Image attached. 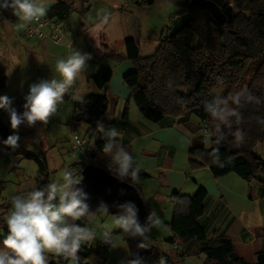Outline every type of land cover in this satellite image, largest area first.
Returning <instances> with one entry per match:
<instances>
[{
	"label": "trees",
	"instance_id": "1",
	"mask_svg": "<svg viewBox=\"0 0 264 264\" xmlns=\"http://www.w3.org/2000/svg\"><path fill=\"white\" fill-rule=\"evenodd\" d=\"M220 10L223 20L217 21L210 11L190 6L189 1L182 5V11L171 17L168 25L161 31L158 44L153 53L142 56L138 41L130 36L126 25L125 52L119 53L105 46L104 57L117 63L130 61L134 68L123 77L124 84L130 92V98L141 115L160 126H171L175 123L189 126L192 116L198 118L200 143L190 148L189 163L192 168L208 167L214 177L233 173L250 183H260V196L264 197V160L256 154L255 147L264 143V0H207ZM2 2V0H0ZM85 3V4H83ZM139 3L151 5L153 0H139ZM82 13L90 9L87 0L82 1ZM0 23L11 21L15 16L11 9H0ZM74 10V4L62 0L50 6L46 18L57 23L66 24ZM68 26V25H67ZM69 28V27H68ZM26 29L24 30L25 37ZM113 71L110 67H99L90 78L97 91H103L111 80ZM9 80L0 69V89H6ZM242 89L260 98L261 103H247L239 109L243 121L239 127L245 133L244 142L237 145L232 135L219 145L213 143L212 133L218 121L214 120L204 109L203 101L214 96L227 97ZM220 90L217 95L215 91ZM11 107L18 113L25 111V98L19 95L9 96ZM85 103L74 104L75 113H82L86 118L89 131L95 133V127L101 116L110 107V100L103 94L92 93L84 98ZM234 106V105H233ZM235 107V106H234ZM8 112L0 109V138L5 140L13 132L3 123ZM127 113V112H126ZM94 122V125L92 123ZM81 123V122H80ZM73 125L78 123L72 122ZM237 125H233V131ZM227 132V130H225ZM98 134L97 146L101 151L105 140ZM209 139L210 148L205 149L203 140ZM219 148L222 166L213 162L212 153ZM7 148L11 149L7 146ZM208 151V154H206ZM27 158L35 155L27 154ZM107 172L119 181L136 187L143 199L149 215V205L144 199L139 183L149 178L140 170L138 182L119 179L113 167ZM49 183L46 173H39L36 188H43ZM207 191L200 186L193 195L173 192L170 194L174 210L171 221L166 225L171 238L164 243L173 250V256L162 255L156 246L147 249L137 247L141 238H132L114 227L109 235L110 243L105 240L97 244L93 250L89 246H81L77 255L78 264H106L112 237L120 236L121 248L126 251V259L134 255L143 258L144 264H157L161 256H165L167 264H177L175 259L186 257H204L203 264H264L248 263L239 257L232 240L224 236L209 239L199 219L204 212V200ZM103 209H97L99 214ZM10 205L0 204V247L7 235L5 218L10 213ZM86 224V218L82 220ZM62 258L57 264H63Z\"/></svg>",
	"mask_w": 264,
	"mask_h": 264
},
{
	"label": "clouds",
	"instance_id": "2",
	"mask_svg": "<svg viewBox=\"0 0 264 264\" xmlns=\"http://www.w3.org/2000/svg\"><path fill=\"white\" fill-rule=\"evenodd\" d=\"M0 9H11L17 17V30L26 29L31 23L39 22L47 14V0H2ZM97 15L101 23H107L108 15L103 9ZM91 57L78 50L71 51L66 58L56 60L54 71L58 74L50 80H41L30 85L25 97V111L18 113L11 107V100L7 96H0V109L8 112L10 127L18 132L24 124L35 126L37 122L46 125L49 119L56 114L58 106L64 103L65 95L72 101L85 103V94L76 89L79 79L88 67ZM10 69L19 64L18 58L9 57ZM41 62H44L41 60ZM205 111L218 123L212 133L206 136H215L213 143L221 144L228 134L232 135L234 142L239 145L244 142L245 133L239 127L243 121L239 111L244 104L261 103L260 98L242 89L227 97L214 96L211 100L203 102ZM235 107H234V106ZM259 123L264 120L258 118ZM237 125L233 131V125ZM227 130V132L225 131ZM97 132L101 134L105 143L102 148L104 155L110 157L115 175L119 179H129L138 182L140 169L136 166L134 157L126 147L118 142L121 131L115 127L105 129L101 122L97 123ZM18 135H9L3 143L10 147H18ZM187 143L190 145L191 141ZM219 148L212 153L213 162L222 166L219 157ZM79 179L70 170H65L58 182L48 183L43 188H33L26 194H17L11 197V211L5 218L7 235L0 247V264H49L48 255L60 257L69 264H78L81 246L90 243L96 238V233L90 228L76 224L75 221L84 220L92 215L87 204L88 194L77 185ZM107 211V208L102 206ZM121 214L115 216L114 226L122 233L132 238H141L137 245L140 249L151 246L149 234L151 230L161 223L155 210L146 218L145 224L138 219V209L132 202L119 205ZM109 233H105V242L110 243ZM120 264H144L143 258L134 255L132 259L123 260ZM157 264H167L166 258L161 256Z\"/></svg>",
	"mask_w": 264,
	"mask_h": 264
},
{
	"label": "crops",
	"instance_id": "3",
	"mask_svg": "<svg viewBox=\"0 0 264 264\" xmlns=\"http://www.w3.org/2000/svg\"><path fill=\"white\" fill-rule=\"evenodd\" d=\"M64 2L71 3L69 0ZM116 11L119 15H123L119 5L110 15H115ZM3 26L12 45L16 44V55L22 53L21 59L22 57L25 59L31 74L32 72L41 73V75L55 73L53 63L63 57L62 50L64 48L70 50L71 43L78 40L76 36L72 39L64 38L66 33L59 44L26 39L25 29L20 30L18 39L15 35L16 29L8 21H2L0 27ZM106 28V23H101V19L93 24L88 21L86 25L83 24L84 34L93 30L99 31L96 56L104 57L105 46L110 50L124 53L125 32L122 22L117 23L119 33L115 38L110 37L109 41L104 34ZM103 35V40L106 41L104 44L101 43ZM80 51L83 52L81 48ZM7 52L12 53L13 48H7ZM108 60L112 64L107 66L113 71L112 78L103 91L96 93H104L110 100V107L101 116L99 122L105 129L115 127L121 131L118 142L123 144L134 157L136 166L149 175L148 179L139 183V188L149 205V213L155 210L161 220V223L149 234L152 239L151 246L158 247L160 253L173 256V249L164 243L171 238V233L166 227L171 221L174 210L170 194L178 192L193 195L196 188L202 186L206 189L207 196L204 200V212L199 221L204 226L207 237L209 239L216 236L228 237L234 243L239 257L248 263H259L264 253V197L260 196V183L258 181L248 183L233 173L217 178L211 174L208 167L192 168L188 152L191 147L200 143V133L197 131L199 121H190L189 126L175 123L167 127L145 119L130 98V92L123 81V77L133 70V64L130 61L117 63L111 59ZM91 63H93L90 68L92 70L87 75L83 73L84 78L79 79L75 85V88L79 84L89 88L91 92L86 93L85 97L94 93L91 90L93 85L90 78L99 69V66L95 65L91 59L88 60L87 64ZM0 69L8 78L10 85L13 67L9 71L10 65L1 46ZM20 70V64L16 65V72ZM218 92L220 90H217V93L215 91V95ZM72 103L73 116L68 122L69 129L76 126L72 124L76 114L74 110L76 101ZM95 131L98 133L97 129ZM188 140L191 141L190 145L187 143ZM116 237L120 244V236ZM183 260L175 259V262L181 263Z\"/></svg>",
	"mask_w": 264,
	"mask_h": 264
},
{
	"label": "rangeland",
	"instance_id": "4",
	"mask_svg": "<svg viewBox=\"0 0 264 264\" xmlns=\"http://www.w3.org/2000/svg\"><path fill=\"white\" fill-rule=\"evenodd\" d=\"M57 1L59 0H47V12L50 6ZM82 1L69 0V2L74 4V10L68 19L67 25L69 28L64 38L72 39V37L76 36L78 40L71 43L70 50L63 46L64 50L62 51L64 53L61 58H66L69 52L73 50L80 51L81 48L83 50V52L80 51L81 53H87L89 55L91 53L90 57L95 65L106 67L112 65L110 64L111 62L107 58L96 56L99 31L93 30L88 34L82 32L83 24L86 25V21L93 24L100 19L97 15L99 10L103 9L108 15L107 28L104 31L108 41L110 37L115 38L116 34L119 33L117 23L120 21L126 25V29L130 32L131 37L138 41L140 54L146 56L153 53L157 47L159 35L163 28L168 25L169 19L178 15L182 11L183 3L190 0H153L151 5L141 4L139 0H87L90 9L84 13H82V10L85 8V5L82 6ZM118 5L122 8L123 15H119L118 11H116V14L111 16V12ZM1 14L2 11L0 10ZM8 23L16 29L15 35L19 39L21 32L17 30L16 25L20 21L15 16ZM103 39L104 35L102 36V44L106 42ZM0 46L7 56L9 65V57L15 56L18 58L21 66V70L18 72H16V65L13 67L10 79L11 84L6 89H0V96L9 97L17 94L25 98L29 92L30 85L39 83L41 80H50L55 76L58 78V74L56 73L50 75L35 74L34 72L32 74L29 73V66H27L23 57L21 59L22 53L16 55V44L12 45L4 26L0 27ZM9 47L13 48V52L10 54L7 52V48ZM55 63L53 64L55 65ZM92 64H88L84 72L86 75L92 70L90 69L93 66ZM91 88L92 92H97V89L94 90L92 86ZM76 89L82 90L84 93L91 92L86 85L80 86L79 84ZM72 106L73 103L70 96L65 95L64 103L58 106L56 114L49 119L46 125L40 122H37L32 127L22 124L18 132H14L11 129L9 115L8 113L6 114L3 123L13 134L19 136V140L18 147L9 149L3 143L4 140L0 138V180L2 183L0 185V204H9L11 209V197L17 194H26L33 188H36L37 178L41 172L46 173L48 181L51 183L60 181L65 170L71 171L74 162L68 155L71 136L74 134L84 136L87 133H92L89 131V126L85 122L78 123L72 129L68 128V122L73 116ZM191 121H198V118L192 116ZM95 129H97V126ZM203 143L205 149L208 150L210 148L209 139L203 140ZM255 150L256 154L264 160V143H258ZM27 154H33L35 157L27 158ZM206 154H208V151ZM75 178L79 179L77 175H75ZM115 216L102 210L99 214L93 213L90 217H87L85 226L96 233V238L90 243L83 244V246H89L91 249L96 250L97 244L105 240V233L107 232L110 235L114 229ZM111 242L106 264H120L121 261L127 260V253L121 248V243L118 244L117 237H112ZM150 242H152V239ZM176 247L174 246L171 249L175 250ZM161 254L163 255V253ZM51 259L59 262L60 257L49 254L48 261ZM203 262V256H195L186 257L181 263L177 264H203ZM63 264H69V262L63 261Z\"/></svg>",
	"mask_w": 264,
	"mask_h": 264
},
{
	"label": "water",
	"instance_id": "5",
	"mask_svg": "<svg viewBox=\"0 0 264 264\" xmlns=\"http://www.w3.org/2000/svg\"><path fill=\"white\" fill-rule=\"evenodd\" d=\"M189 5L210 11L217 21L223 20L220 10L210 1L190 0ZM73 120L76 123L87 122L86 118L82 116V113L75 114ZM92 125H94V122ZM80 177L81 180L77 187L82 188L88 194V200L86 202L89 205V212L93 214L97 209H103L102 206H104L107 208L109 214L117 216L121 214L119 205L130 201L138 209L139 222L142 225L145 224L148 212L140 192L136 187L127 182L119 181L116 177L100 167H85ZM75 223L81 227L85 226V222L82 220L75 221ZM49 264H57V262L51 259L49 260Z\"/></svg>",
	"mask_w": 264,
	"mask_h": 264
},
{
	"label": "built area",
	"instance_id": "6",
	"mask_svg": "<svg viewBox=\"0 0 264 264\" xmlns=\"http://www.w3.org/2000/svg\"><path fill=\"white\" fill-rule=\"evenodd\" d=\"M66 24L57 23L55 20L43 17L39 22H33L26 28L25 38L36 39L38 41H49L53 44H59L67 32ZM206 131H203L205 135ZM97 133H87L86 135L74 134L69 140V157L74 161L71 171L81 176L85 167H100L107 171L112 168L110 157H103L97 146ZM0 180V185H1Z\"/></svg>",
	"mask_w": 264,
	"mask_h": 264
}]
</instances>
